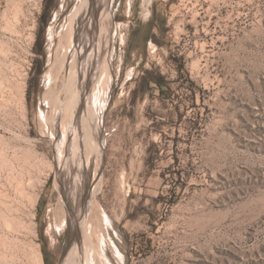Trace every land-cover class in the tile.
<instances>
[{
    "label": "rangeland",
    "instance_id": "rangeland-1",
    "mask_svg": "<svg viewBox=\"0 0 264 264\" xmlns=\"http://www.w3.org/2000/svg\"><path fill=\"white\" fill-rule=\"evenodd\" d=\"M107 215L125 264H264V0H0V264Z\"/></svg>",
    "mask_w": 264,
    "mask_h": 264
},
{
    "label": "bare ground",
    "instance_id": "bare-ground-1",
    "mask_svg": "<svg viewBox=\"0 0 264 264\" xmlns=\"http://www.w3.org/2000/svg\"><path fill=\"white\" fill-rule=\"evenodd\" d=\"M113 1V0H112ZM109 3H110V1H108ZM104 3L106 4L107 3V1H104ZM103 3V1H102V4H101V7H103L104 4ZM103 5V6H102ZM111 5V4H110ZM102 9V8H101ZM104 9V8H103ZM78 9H76L75 11H74V14H73V17L75 18V17H77L78 15H79V13H78V11H77ZM106 10V9H105ZM110 10L108 9V11L107 12H105L104 10H102V12H100L99 14H100V29H99V36L100 37H102L103 38V36L105 37V36H107V34L109 35V33H107V31L110 29H108L107 30V27H110V26H108V25H110L111 24V19H110V15L108 16L107 14H108V12H109ZM110 13V12H109ZM73 22V21H72ZM70 24V23H69ZM98 25V24H97ZM72 26V25H71ZM107 26V27H106ZM83 27H85V26H83ZM70 30V29H69ZM71 31V30H70ZM111 32V31H110ZM69 33V32H68ZM75 33V32H74ZM82 33V32H81ZM84 34V33H83ZM81 36H82V34H81ZM70 37V36H69ZM84 37V36H83ZM85 38V37H84ZM83 38V39H84ZM70 39V38H69ZM69 39H67V40H69ZM80 39H82V37L80 38ZM77 40V39H76ZM107 40V39H106ZM84 41V40H83ZM74 42V41H73ZM79 42V41H78ZM67 43H68V41H67ZM86 43V42H85ZM84 43V44H85ZM77 44V43H76ZM80 44V43H79ZM62 46H65V45H62ZM67 48V51H68V46L66 47ZM74 48V47H73ZM72 49V48H71ZM99 49V48H98ZM75 50V49H74ZM73 50V51H74ZM103 51H104V49H103ZM78 52V51H77ZM65 53H67V52H65ZM72 53V52H71ZM79 54H81L80 52H78ZM77 53V54H78ZM78 54V55H79ZM68 55H70V54H68ZM72 55V54H71ZM66 57V56H65ZM68 58V57H67ZM70 58H71V56H70ZM73 58V57H72ZM78 58H80V57H78ZM86 58V60H87V57H85ZM85 60V61H86ZM67 61V60H66ZM72 61V60H71ZM61 62V61H60ZM77 62V61H76ZM89 62V61H88ZM82 63V62H81ZM69 64V63H68ZM83 64V63H82ZM82 64H81V66H82ZM66 66V65H65ZM89 66V65H88ZM84 68V67H83ZM88 69V68H87ZM104 69H105V66H104ZM103 69V70H104ZM85 70V69H84ZM84 70H82V71H84ZM102 70V69H101ZM103 72V71H102ZM84 73V72H83ZM82 75V74H81ZM86 75V74H85ZM83 77V76H82ZM51 79V78H50ZM95 96H96V93H95ZM94 96V97H95ZM45 97V102L47 103V102H51L50 100V98L46 95V96H44ZM52 97V96H51ZM95 103H96V100H95ZM82 106L79 104V110H80V108H81ZM78 114H79V112H78ZM79 117H81V116H79ZM79 119V118H78ZM81 119V118H80ZM82 119H83V113H82ZM86 119V118H85ZM83 120L84 121V127H85V132H86V135H85V139H84V144H87V143H89L90 141L92 142V140H91V134H90V132L88 131V129H87V125H88V120ZM80 121V120H79ZM83 123V122H82ZM81 126V125H80ZM75 140V139H74ZM75 142V141H74ZM83 144V145H84ZM75 145H77V144H75ZM85 146H87V145H85ZM80 147V145H78L77 147L75 146V151L77 152L78 151V149H81V148H79ZM82 147V146H81ZM77 149V150H76ZM79 152V151H78ZM82 200V199H81ZM105 222H106V220H107V217L105 216ZM107 223V222H106ZM106 239V238H105ZM85 243H86V240H85ZM95 249V248H94ZM114 249H115V254L120 258V259H122V254H120V251L116 248V247H114ZM94 254V253H93ZM96 254V253H95ZM97 256H95L94 257V259L96 258V260L97 261H95V262H97V263H95V264H110L109 262H110V260L106 257V255L105 254H103V252L101 251V250H99L98 251V253L96 254ZM72 256H74V257H76V259H75V262H76V264H92V262H90L89 260L87 261V260H85V259H83V255H81V254H79L78 256H76V254H72ZM85 258V257H84ZM98 258V259H97ZM84 260V261H83ZM108 261V262H107Z\"/></svg>",
    "mask_w": 264,
    "mask_h": 264
},
{
    "label": "flooded vegetation",
    "instance_id": "flooded-vegetation-1",
    "mask_svg": "<svg viewBox=\"0 0 264 264\" xmlns=\"http://www.w3.org/2000/svg\"><path fill=\"white\" fill-rule=\"evenodd\" d=\"M114 1V0H113ZM118 5H119V3H118ZM107 218H108V225H107V237L109 238L108 239V241L109 242H107V239H105L104 237V240H102L101 239V241H102V243H101V249H102V251H103V253L106 255V257L110 260V264H125V262H124V260H125V258L123 257L122 259H120L116 254H115V249H114V247H116L120 252H121V250H120V248H119V246L116 244L117 243V240H118V238H119V236H118V234H117V232H115L114 231V229H113V225H114V221L111 219V221H110V219H109V217H108V215H107ZM75 229H79V227L77 228H75ZM80 233H81V231H80ZM79 232H78V230H76L75 232H74V236H75V238H76V235H77V242L75 243V244H73V245H71L70 243L71 242H68L66 245H65V250H63V255H64V259H66V257L68 256V254H69V252H70V250L72 249V247H74L75 245H77L78 246V248H79V250L81 251V255H85V253H86V251H85V248H84V246H83V242H84V233H81L80 234ZM109 234V235H108ZM70 241H71V238H70ZM88 244V243H87ZM108 244V245H107ZM111 248H110V247ZM94 252L91 250V254L89 255V257L90 258H88L87 257V261L89 260L90 262H92V264H95V263H97V262H95V261H97L96 260V258L94 259V257L95 256H97L95 253L93 254ZM56 253H53V255H52V258L54 259V256H56L55 255ZM61 254V253H60ZM73 254H76L75 252L73 253ZM121 254H123L122 252H121ZM88 256V255H87ZM123 256V255H122ZM47 257V262L48 263H51V259L50 258H48V256H46ZM73 258H75L74 256H72ZM93 257V258H92ZM84 259H86V258H84ZM91 259V260H90ZM74 261V260H73ZM84 261V260H83ZM122 261V262H121ZM56 262V261H55Z\"/></svg>",
    "mask_w": 264,
    "mask_h": 264
},
{
    "label": "trees",
    "instance_id": "trees-1",
    "mask_svg": "<svg viewBox=\"0 0 264 264\" xmlns=\"http://www.w3.org/2000/svg\"><path fill=\"white\" fill-rule=\"evenodd\" d=\"M37 67L35 66V69H36Z\"/></svg>",
    "mask_w": 264,
    "mask_h": 264
},
{
    "label": "water",
    "instance_id": "water-1",
    "mask_svg": "<svg viewBox=\"0 0 264 264\" xmlns=\"http://www.w3.org/2000/svg\"><path fill=\"white\" fill-rule=\"evenodd\" d=\"M109 219H110V217H109ZM110 221H111V219H110Z\"/></svg>",
    "mask_w": 264,
    "mask_h": 264
}]
</instances>
